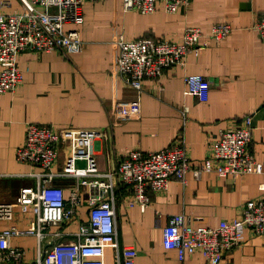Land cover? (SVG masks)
Wrapping results in <instances>:
<instances>
[{
  "label": "crops",
  "instance_id": "obj_1",
  "mask_svg": "<svg viewBox=\"0 0 264 264\" xmlns=\"http://www.w3.org/2000/svg\"><path fill=\"white\" fill-rule=\"evenodd\" d=\"M2 2L8 3L1 6ZM21 10L19 0H0L4 13ZM84 22L77 26L84 41L82 52L36 53L17 57L23 82L15 92L0 94V203L13 202L23 186L35 184L38 169L18 161L27 123L55 128H88L104 131L95 141L94 153L101 170L114 168L132 150L155 152L182 139L194 164L208 154V144L221 130L245 116L254 124L249 149L264 164V40L251 26L264 14V0H191L178 12L159 6L151 14L125 11L122 0L88 1ZM217 22H228L232 32L224 40H209L198 53H190L182 66L164 70L158 79H145L142 90L129 85L117 72L118 39L165 38L179 40L187 27L208 31ZM67 28H72L67 25ZM202 75L210 81L206 101L185 93V77ZM184 108L187 112L184 113ZM59 166L66 151L60 145ZM264 174H244L235 179L203 172H188L186 182L171 179L166 191H147L149 204L128 207L129 190L120 185L116 215L120 247L135 246V264H181L177 252L163 245L169 216L183 214L195 226L215 227L221 220L240 215L246 202L264 196ZM71 179L56 184L69 193ZM31 216V215H30ZM16 212V224L23 226ZM88 218L84 203L76 219L63 228L75 232ZM6 227L0 222V230ZM26 251L21 264H33L34 237L11 240ZM106 264H115L107 250ZM187 262H203L200 254ZM220 264H264V236L245 232L244 243L226 253Z\"/></svg>",
  "mask_w": 264,
  "mask_h": 264
},
{
  "label": "built area",
  "instance_id": "obj_2",
  "mask_svg": "<svg viewBox=\"0 0 264 264\" xmlns=\"http://www.w3.org/2000/svg\"><path fill=\"white\" fill-rule=\"evenodd\" d=\"M103 0H19L21 10L0 11V94L15 92L23 82L17 57L23 51L61 52L68 56L82 52L84 41L77 26L84 22V5ZM191 0H122L125 11L151 14L162 6L175 13ZM8 3L2 2L1 6ZM71 25L72 28H67ZM264 40V14L251 26ZM232 32L228 22H217L208 31L187 27L179 40L137 38L117 43L120 49L117 72L132 87L142 90L145 79H158L164 70L182 66L190 53H198L209 40L220 41ZM185 93L206 101L210 81L202 75L185 77ZM187 108H184V113ZM254 124L245 116L233 127L221 130L208 144L207 156L194 164L185 142L178 139L172 147L155 152L132 150L120 158L114 168L101 170L94 153L95 141L104 131L88 128H55L27 123L23 143L17 148L18 161L38 169L31 176L35 184L23 186L13 202L0 203V264H21L26 255L22 247L13 246L18 237H34L33 264H106L107 250L115 264H135L138 249L120 247L116 215V192L125 186L130 195L127 206L144 211L147 191H166L171 179L186 182L188 172L200 177L203 172L235 179L244 174H264V164L250 152ZM66 151L59 166L60 145ZM58 178L71 179L69 193L56 184ZM264 190V182L260 185ZM88 218L75 232L64 230L77 216L82 204ZM23 214V226L16 224V212ZM31 215V216H30ZM264 236V196L246 202L239 216L223 219L215 227L195 226L183 214L169 216L163 229V245L177 252L181 264L186 257L200 254L199 264H220L224 255L244 243L245 232Z\"/></svg>",
  "mask_w": 264,
  "mask_h": 264
}]
</instances>
